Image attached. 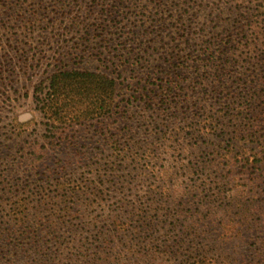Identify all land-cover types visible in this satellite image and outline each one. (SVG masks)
I'll list each match as a JSON object with an SVG mask.
<instances>
[{
	"label": "rangeland",
	"instance_id": "1",
	"mask_svg": "<svg viewBox=\"0 0 264 264\" xmlns=\"http://www.w3.org/2000/svg\"><path fill=\"white\" fill-rule=\"evenodd\" d=\"M89 1L0 5V139L5 131L16 129L20 140L26 141L21 142L23 147L38 138L48 148L54 140L60 142L55 143L57 150L80 158L67 171L49 175L28 171L24 176L0 162V203L25 199L26 211L33 214L46 201L57 210L63 199H71L73 209H81L54 233L70 244L57 250L54 238L46 241L43 252L47 254L32 253V264H92L94 258L104 262L120 250L121 264L136 260L179 264L188 250L176 242L186 234L185 226L197 218L202 183L209 178L204 167L214 158L218 172L225 169L223 157L212 149L219 142L229 145L239 138L228 137L240 125L235 115L241 109L234 99L243 89L241 73L263 61L253 56L236 63L239 66L225 77L232 88L223 98L209 90L203 104L190 109V102L179 96H174L175 106H169L173 97L166 88L173 77L168 75V65H178L173 76L184 87L192 88L200 81L194 92L207 91L212 80L197 76L200 69H207L196 66L208 57L199 55L200 51L208 42L216 51L221 45L213 37L216 27L244 25L245 18L256 13V5H229L235 0H135L123 5H91ZM215 58H219L216 52L210 62H219ZM57 70L104 72L114 77L117 92L111 110L99 117L75 118L72 124L52 122L40 108V97ZM148 90H153L151 98L141 96ZM212 108L218 114H207ZM60 135L71 138L57 139ZM124 153L136 154V160H123ZM227 180V193L235 184L243 188L239 180ZM168 186L191 192L179 219L180 200L175 192L171 196L160 192ZM6 213L1 212L0 218ZM116 219L126 223L120 234L112 226ZM148 222L153 228L146 229ZM30 240L21 230L12 232L2 245V263L12 258L21 264L25 249L34 246ZM119 243L123 250L116 247Z\"/></svg>",
	"mask_w": 264,
	"mask_h": 264
},
{
	"label": "trees",
	"instance_id": "2",
	"mask_svg": "<svg viewBox=\"0 0 264 264\" xmlns=\"http://www.w3.org/2000/svg\"><path fill=\"white\" fill-rule=\"evenodd\" d=\"M134 1L90 0L89 2L91 5H123L125 2L132 4ZM51 2L56 4L58 0H37V3L35 0H0V5H47ZM233 2L229 5H237L235 8H238V5H256V13L252 14L251 18H245L242 26L239 22L231 23L226 27L225 25L217 26L213 37L221 45L216 51L209 42L206 43L205 49L202 51L199 49L202 53L199 55L207 54L208 57L201 59L198 65L196 64V66L207 68L200 71V67H197L201 72H198L197 76L204 80L211 79V88L204 92L202 91L204 89H201L195 93V88L199 89L200 81L191 84L192 88H186L181 80L173 76L178 65L174 62L168 65V75L173 77L166 88V91L173 97L171 100L173 103L169 106H175L173 105L174 96H179L190 102L187 105L190 109V106L195 108L203 104L205 93L209 90L223 98L225 91L232 88L230 87L231 82L225 77L233 71L236 63H243L248 57L253 56L263 61L251 63L253 66L241 73L240 83L243 89L240 88L237 100L234 99L241 109L239 114L235 115L240 125L232 131L233 135L228 137L233 140L238 135L239 138H236L237 141L229 142V145L219 142L212 149L213 154L216 153L223 157L225 169L218 172L219 169L215 164L218 160L214 158L210 161L212 163L204 167L208 170L207 177L209 178L202 183L204 194L200 197L198 207L195 209L197 218L193 217V222L185 226L187 232L183 231V233L186 234H183L176 242L177 246L185 245L188 250V254L179 264H264V65H262L264 64V20L261 18L264 14V0H235V3ZM215 52L219 56L215 59L219 62L211 63L210 60L213 59ZM152 91L143 92L141 96L146 95L151 98ZM116 92L115 78L104 72L57 70L49 77L46 92L40 97L42 104L40 108L45 114H49L52 122L72 124L75 118L89 119L110 111ZM228 93L232 94L231 91ZM38 95H40L39 91ZM161 103L163 105L165 101ZM148 105L152 106L150 103ZM72 107H75V110ZM194 114L198 115L197 111H194ZM207 114L215 115L218 112L213 111L212 108ZM205 120L207 122V118ZM2 136L5 137L0 139L1 164L6 168L11 166L16 173H23L24 176L28 171L44 175L67 171L71 164L80 161L76 153L67 154L62 149L57 150L54 140H48V145H50L48 148L46 145H40L38 138H35L28 147H23L22 143L26 141L20 140L22 135L16 132V129L5 131ZM47 137L50 138V136ZM64 138L70 139L71 137L61 135L57 137L63 141ZM58 144H60L59 141L56 145ZM135 155L129 156L128 153H124L122 158L135 161ZM146 173L149 174L148 171ZM213 175H215V180L211 179ZM227 178L239 180V186L243 188H236L235 184V189L227 193L224 189V183L228 182ZM61 189L65 188L62 186ZM160 192L165 196H171V193L175 192V196L180 200L176 207V216L179 219L185 210L184 204L189 205L191 200L190 190L171 189L168 186ZM26 203L25 199L0 203V213L7 211L4 219L0 218V264H17L12 258L2 263L5 257L2 245L8 241L14 231L21 230L28 235L31 244L34 245L25 249L27 253H24L21 264H32L33 259H29L32 253L43 252L44 243L50 239L54 238L53 246H56L57 250L62 249L64 244H70L65 239L55 236L54 233L59 225L64 224L67 219H74L81 212L79 208L73 209L74 201L63 199L57 210L50 201H46L42 204V210L33 214L26 211L28 208ZM112 226L120 234L119 232L126 228V223L116 219L112 222ZM171 226L174 228L177 225L173 221ZM151 227L153 228V225L148 222L146 229ZM186 238L189 244L186 243ZM202 239H204V244L201 243ZM117 246L124 249L121 243ZM120 254H122L121 250L116 251L113 258L108 255L104 262L98 257L94 258L92 264H109L110 262L121 264ZM135 264H139L138 260Z\"/></svg>",
	"mask_w": 264,
	"mask_h": 264
}]
</instances>
